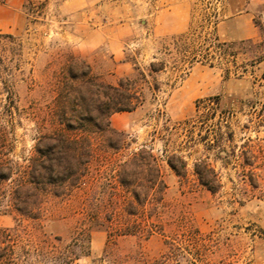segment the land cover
I'll return each mask as SVG.
<instances>
[{
    "label": "rangeland",
    "instance_id": "obj_1",
    "mask_svg": "<svg viewBox=\"0 0 264 264\" xmlns=\"http://www.w3.org/2000/svg\"><path fill=\"white\" fill-rule=\"evenodd\" d=\"M187 1L191 18L184 34L190 26L197 34L203 26L212 31L206 4L223 19L251 14L241 22L240 36L253 30V39H234V30L224 25L216 30L222 42L236 44L234 63L186 64L185 73L176 74L169 61L166 72L150 76V63L154 58L170 60L165 48L172 50V37L183 33L158 36L148 18L143 24L135 22L126 41L127 69L111 72L106 50L89 57L90 63L96 58L95 75L104 74L113 84L131 78L143 95L142 106L115 114L112 126L128 134L129 149L122 154L152 149L161 160L167 189L156 223L162 234L149 239L110 237L109 221L118 218L124 194L111 167L96 160L90 168L96 181L88 194L50 198L39 221L26 220L9 211L6 201L0 202V228L19 224L24 230L22 246L31 251L21 260L24 264H264V0ZM59 2L29 1L23 29L0 28L1 153L18 168L26 165L36 139L57 127L54 112L73 88L66 72L71 55H77L73 20L60 13ZM176 52L173 49L174 57ZM227 68L232 71L229 77ZM209 99L213 109L204 111ZM94 146L100 155L121 159L101 140ZM172 155L186 161L183 177L165 163ZM201 161L219 179L214 194L194 173ZM71 252L83 255L68 262Z\"/></svg>",
    "mask_w": 264,
    "mask_h": 264
},
{
    "label": "trees",
    "instance_id": "obj_2",
    "mask_svg": "<svg viewBox=\"0 0 264 264\" xmlns=\"http://www.w3.org/2000/svg\"><path fill=\"white\" fill-rule=\"evenodd\" d=\"M4 1L0 0V3ZM211 10L215 12L211 4H206L209 14L206 20L212 31H204L206 27L203 26V31L197 34L191 26L188 33L172 37L177 57L173 56V49L165 48L164 54L170 60L154 58L148 69L150 76L166 72L169 61L171 71L176 74H184L186 64L191 67L200 62L215 67L217 60L221 64L235 62L233 49L236 44L220 40L216 30L222 17ZM2 36L0 34V38ZM79 58L80 55L72 54L67 66L73 88L64 104L54 112L58 125L50 134H41L36 139L26 165L18 168L13 161L4 159L0 142V202L6 201L9 211L26 220L39 221L50 198L88 194L96 181L90 168L98 160L102 166L111 167L116 185L124 194L118 218L109 221L107 231L110 237L114 234L149 239L162 234V228L156 223L167 189L161 160L152 149L122 154L129 149L128 134L112 126L115 114L131 113L142 106L143 95L133 79L122 78L116 84L108 83L102 74L95 75L93 67L80 62ZM231 72L230 68L226 69L227 77ZM213 104L214 101L209 99L202 108L210 111ZM204 138L209 140V135ZM97 140L105 143L106 149L116 156L121 155V159L97 153L94 146ZM217 141L210 145L214 147ZM165 163L177 176L186 174L184 158L172 155L165 159ZM194 173L208 191L214 194L219 190L217 174L206 161L195 163ZM23 231L19 224L12 229L0 228V264H24L21 260L31 254L26 244L22 246ZM70 254L68 262L83 255L78 252Z\"/></svg>",
    "mask_w": 264,
    "mask_h": 264
},
{
    "label": "crops",
    "instance_id": "obj_3",
    "mask_svg": "<svg viewBox=\"0 0 264 264\" xmlns=\"http://www.w3.org/2000/svg\"><path fill=\"white\" fill-rule=\"evenodd\" d=\"M52 0H5L0 3V28L8 32L23 29L27 23L26 3ZM58 8L63 16L71 18L73 24L72 41L76 53L90 63L89 57L106 50V66L111 72L127 69L125 59L127 40L132 34L137 20L143 24L149 19L153 31L158 36L168 33L182 34L190 24L191 7L187 0H59ZM250 13L221 19L219 26L234 30V39H253L255 31L240 36L242 21L250 19ZM191 27V26H190ZM190 29V28H189ZM184 34V33H183ZM104 55V54H103ZM94 58L92 66L95 64ZM93 67V66H92ZM104 76V74H102Z\"/></svg>",
    "mask_w": 264,
    "mask_h": 264
}]
</instances>
